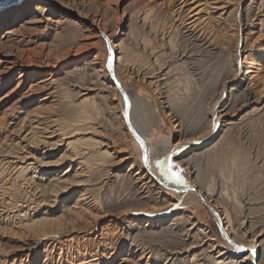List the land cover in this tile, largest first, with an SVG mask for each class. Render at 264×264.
<instances>
[{
    "label": "rangeland",
    "instance_id": "rangeland-1",
    "mask_svg": "<svg viewBox=\"0 0 264 264\" xmlns=\"http://www.w3.org/2000/svg\"><path fill=\"white\" fill-rule=\"evenodd\" d=\"M183 1L17 0L30 9L13 8L0 19V61L16 54L22 66L3 78L9 83L0 98L19 78L48 80L30 102L13 96L0 103V264H217L228 251L201 200L153 186L144 174L124 98L107 75L102 30L138 131L155 144L154 164L178 165L183 182L167 180L197 188L230 220L236 241L258 246V260L243 263L245 251L227 264H264V100L247 102L248 81L239 80L245 71L237 73L250 53L264 57V0H228L222 19L211 9L200 41L182 34ZM50 93L55 97L40 103ZM41 105L60 132L52 143L78 132L54 150L25 148L16 136ZM51 162L57 164L43 165ZM100 232L101 240L94 235Z\"/></svg>",
    "mask_w": 264,
    "mask_h": 264
},
{
    "label": "bare ground",
    "instance_id": "bare-ground-1",
    "mask_svg": "<svg viewBox=\"0 0 264 264\" xmlns=\"http://www.w3.org/2000/svg\"><path fill=\"white\" fill-rule=\"evenodd\" d=\"M229 2L230 1H228V0H184L183 2H182V5L180 6V12L182 11V10H185V12H186V19H185V22H183L182 23V21H181V25L183 26L182 27V29L184 30V33H182V34H184V35H187V37H191L192 36V38H196L197 37V39H198V37H200L201 38V36H206V34H205V28H206V26H207V24H208V20H209V18L207 17V15L209 14V11L211 10V9H214L215 11H222V13L219 15V18H223V16H225V15H227L228 14V10H229V8H228V4H229ZM233 2V1H232ZM241 2V1H240ZM16 3V4H15ZM18 2H17V0H0V19L1 18H3V17H6L7 15H9V13H12V9L13 8H19V7H21L22 9H30V6H29V4H27V5H22V6H20V5H18L17 4ZM32 3V2H31ZM255 4V3H254ZM257 4V3H256ZM12 5H16V6H14V7H11ZM41 5H43V4H40V6ZM255 7V6H254ZM257 8V7H256ZM259 8V7H258ZM263 10V9H262ZM261 10V11H262ZM260 11V10H259ZM258 12V11H257ZM183 13V12H182ZM219 13V12H218ZM252 13H253V11H252ZM259 13V12H258ZM181 15V14H180ZM251 15V14H250ZM256 15V14H255ZM254 15V16H255ZM263 15V14H262ZM184 16V15H183ZM261 16V15H260ZM213 18H215V17H213ZM261 18H262V16H261ZM260 18V21H263L264 19H261ZM183 19V20H184ZM211 20V19H210ZM225 20V19H224ZM242 20V19H241ZM240 20V21H241ZM253 20H254V18H253ZM252 20V21H253ZM250 21H251V19H250ZM221 22V21H220ZM248 22H249V19H248ZM250 23H252V22H250ZM240 30H242V31H244L245 30V27H246V25H244V23H242V21L240 22ZM247 24H249V23H247ZM98 26V25H97ZM219 26V25H218ZM97 28H99V27H97ZM96 29V28H95ZM94 30V29H93ZM99 30V29H98ZM207 30V29H206ZM16 31V30H15ZM96 31V30H95ZM251 32V31H250ZM8 33V35L9 34H14L15 32H10V31H8L7 32ZM96 34V33H95ZM98 34V33H97ZM99 34H101V36H102V38H103V35H105L104 34V32H103V30L101 31V32H99ZM251 34V33H250ZM250 34H248V35H250ZM253 34V33H252ZM106 36V35H105ZM95 37H97V35L95 36ZM94 37V38H95ZM99 37V36H98ZM107 37V36H106ZM186 37V36H185ZM11 38V37H10ZM188 38V39H189ZM206 38V37H205ZM104 39V38H103ZM109 39V38H108ZM197 39H196V41H197ZM12 40V39H11ZM195 39H193V41H194ZM199 40V39H198ZM191 41V40H190ZM200 41V40H199ZM201 41H204L203 40V38H202V40ZM206 41H208L207 39H206ZM205 41V42H206ZM192 42V41H191ZM204 42V43H205ZM3 43V42H2ZM211 43H212V41H211ZM204 45V44H203ZM203 45H201V46H203ZM206 45V44H205ZM211 45V44H210ZM213 45V44H212ZM200 46V47H201ZM17 47V46H16ZM111 47H112V51H113V59H112V62H111V64H110V67H108L107 66V75H108V77H109V79L110 80H112L113 81V79H112V77H111V73H110V71H112V73H114V75H115V77H116V79H117V81H118V84L119 85H121V87H122V89L124 90V91H126V88H124L123 87V85L120 83V81H119V78H118V74H117V70H116V65H115V61H116V57H115V53H114V45H113V43H111ZM206 47V46H205ZM209 47V46H208ZM210 48V47H209ZM237 53V52H236ZM241 53H244V51H242ZM252 57H253V55L250 53L246 58H245V60H244V62L240 65V69L237 71V73L241 70H244L245 71V73H244V75L243 76H241V77H243L242 79H239L240 77L239 76H237V78H235V80L236 79H239L240 80V84H242V83H244V81H245V83H246V81H248V83L247 84H249V86L247 85V89H246V93H245V95H244V97L246 98V101L247 102H251V103H254V104H261V103H263V100H264V66H263V63H264V57H261V58H259V59H252ZM96 59V58H95ZM263 59V60H262ZM101 60V59H100ZM21 61L20 60H18V56L16 55V54H9V55H7L6 54V56H4L3 58H2V61H0V90H2L9 82L8 81H6V82H3V78L6 76V75H8L10 72H13L14 70H17L18 69V67L20 66V63ZM4 65V66H3ZM20 67H22V66H20ZM56 74V73H55ZM54 74V75H55ZM239 74V73H238ZM22 77V76H21ZM8 78V77H7ZM150 78V77H149ZM20 80L19 81H17V84H16V86L11 90V92L10 93H8V94H6L5 96H2V98H0V103H2V102H4V101H7L8 99H10V98H12L13 96H18V97H21V99H22V105L23 104H25L26 102H30V101H32V97H33V94L36 92V91H40L42 88H45L44 86H45V83L46 82H48V80H45V81H41V82H38V83H28V84H26V81L25 80H21V78H19ZM238 80V81H239ZM52 82V81H51ZM50 82V83H51ZM114 83V82H113ZM53 84H54V82H53ZM115 87H117L116 86V84L114 83L113 84ZM49 86H50V84H49ZM47 88H48V86H47ZM225 88V87H224ZM116 90H119V88L117 87V88H115ZM226 89V88H225ZM45 90V89H44ZM225 91V90H224ZM245 91V90H244ZM116 92V91H115ZM53 93H54V91H53ZM53 93H50L49 94V96H46V97H44L41 101H40V103L41 102H43V101H46L47 99H50V95L52 94L53 96H54V94ZM223 94V93H222ZM112 96V95H111ZM113 96H115V94L113 95ZM55 97V96H54ZM54 97H51V98H54ZM225 97V93L223 94V98ZM13 100V99H12ZM17 100H19V99H17ZM56 100V99H55ZM14 101V100H13ZM89 101V100H88ZM122 101V100H121ZM125 101V100H124ZM245 101V100H244ZM122 103H123V101H122ZM15 105H16V103H15ZM15 105H13V106H15ZM18 106V105H17ZM219 107V110H218V112H220L221 111V109H223L224 110V108L226 107L225 106V104L223 103V104H221L220 106H218ZM12 108V107H11ZM41 108V109H40ZM131 110H130V123H131V125H132V127L134 128V130L139 134V136L142 138V140H143V142H144V146H145V149H146V155H147V161L146 162H144V164H143V166H144V174L145 175H148V177H149V182H151L152 184H153V186H155V184L157 185L158 184V186H163L164 188H166V189H170L171 191H175V192H177V193H185L186 192V194H188V192L189 193H191L192 192V196L194 195V199H197V200H201V199H199V197H198V195H197V193L194 191L193 192V190L192 189H194V186L193 185H191V186H193V187H190V185H188V184H185V185H182V184H174V183H171L170 182V180H167L168 178L166 177V175L165 174H162V172L163 171H165V170H159L158 169V165L157 164H154V161H153V149H152V146L153 145H155L154 143L151 145V142H149L142 134H141V132L139 133V131H138V127L136 126V123H135V118H134V111H135V105L133 104V102L131 103ZM14 109V108H13ZM39 109L40 110H42V105L41 106H39L38 107V112L36 113V112H33V113H35V114H33L32 116H30L29 114H28V116H26L27 118V124H28V129L27 130H24L23 131V129H24V127H23V125H22V128H20L19 130H17V134H16V132H15V130H14V135L16 134V136L18 137V139H20V142H21V145H24L25 146V148H29V149H31L33 146H36V147H45L46 149H49V150H54V148L55 147H57L60 143H65L66 141V139H68L69 137V135H75L76 136V133H78L77 132V130H75V131H72V132H70V133H66V134H64L63 136V138L59 141V144L57 145L56 143H52V140L54 139V138H56V137H58V135H59V133L60 132H58V130L56 129H53V127L50 125V121H48V119H47V117L44 115L45 114V112L44 113H42L41 114V112H39ZM226 109V108H225ZM263 109V108H262ZM10 109H8V111H9ZM35 110H37V109H35ZM11 111V110H10ZM7 112V111H6ZM14 112V111H13ZM5 113V112H4ZM6 114V113H5ZM7 115L8 114H6V117H7ZM47 115V114H46ZM225 115H227V114H225ZM225 115L223 116V117H225ZM5 116V115H4ZM3 116V117H4ZM9 116V115H8ZM6 117H5V119H6ZM10 117V116H9ZM13 117V116H12ZM219 117V116H218ZM220 117H221V115H220ZM8 119V118H7ZM17 119V118H16ZM54 119V118H53ZM219 119V118H218ZM1 120H3V118L1 119ZM55 120V119H54ZM9 121V120H8ZM24 122V124L26 123V121L25 120H23ZM57 121V120H56ZM3 122V121H2ZM52 122H55V121H51V123ZM56 124V123H55ZM8 125V124H7ZM10 125V124H9ZM15 125H16V123H15ZM126 125V124H125ZM128 126V125H127ZM2 127V126H1ZM61 127V126H60ZM59 128V127H58ZM0 129H2V128H0ZM17 129V128H16ZM128 129H129V127H128ZM129 131H130V129H129ZM11 132H13L12 130H11ZM10 132V133H11ZM26 133V134H25ZM131 133V132H130ZM9 134V133H8ZM13 133H11V135H12ZM10 135V134H9ZM79 135V134H78ZM131 135H132V133H131ZM60 136H62V135H60ZM66 137H68V138H66ZM72 137H74V136H72ZM132 137L134 138V136L132 135ZM133 138H132V140H133ZM11 139V138H10ZM4 140V139H3ZM74 140V139H73ZM82 140V139H81ZM8 141V140H7ZM69 141V140H68ZM77 142H80V139H78V140H76ZM134 146L138 149V151H139V153H140V157H141V159L143 160V152H142V148H141V146H140V144H139V142L134 138ZM17 143H19V142H17ZM189 143V142H188ZM13 144V143H12ZM68 144V146H70V145H72V144H74V142L72 141V142H69V143H67ZM101 144V143H100ZM6 145V144H5ZM4 145V146H5ZM19 146H20V143H19ZM75 146V145H74ZM3 147V146H2ZM23 147V146H22ZM171 147V146H170ZM1 148V147H0ZM6 148V147H5ZM12 148V147H11ZM154 148V147H153ZM34 149V148H33ZM155 149V148H154ZM15 150V149H14ZM59 150V149H58ZM116 150V149H115ZM8 151V150H7ZM23 151V150H22ZM36 151V150H35ZM14 152V151H13ZM26 152V151H25ZM87 152V151H86ZM106 152V151H105ZM1 153H2V151H1ZM17 153V152H16ZM21 153V152H20ZM29 153V152H28ZM72 153V152H71ZM81 153V152H80ZM88 153H89V150H88ZM19 154V153H18ZM25 154V153H24ZM24 154H22L24 157H25V155ZM46 154V153H45ZM85 154V153H84ZM98 154H100V151H98ZM97 154V155H98ZM102 155H105V153H101ZM171 154H173V153H171ZM175 154V153H174ZM14 155V154H13ZM12 155V156H13ZM33 155V154H32ZM47 155H48V153H47ZM72 155V154H71ZM5 156H8V155H6V152H5ZM4 156V157H5ZM23 156H21L22 158H23ZM28 156V155H27ZM69 156H70V154H69ZM156 156V155H155ZM20 157V158H21ZM30 157V156H29ZM28 157V158H29ZM73 158H74V160L73 161H75L76 159H75V156H72ZM16 158V157H15ZM31 159H32V156L30 157ZM65 158V157H64ZM66 158H68L67 156H66ZM65 158V159H66ZM78 158V157H77ZM79 158H81V157H79ZM83 158V157H82ZM16 159H18V158H16ZM26 159V158H25ZM62 159H63V157H62ZM155 159V158H154ZM37 160V159H36ZM79 160V159H78ZM125 160H127V158L126 159H124V161ZM159 160V159H158ZM21 161H22V159H21ZM24 161V160H23ZM26 161V160H25ZM29 161V160H28ZM71 161V160H70ZM69 161V162H70ZM73 161H71V162H73ZM2 162V161H1ZM8 162V161H7ZM11 162V161H10ZM15 162V161H14ZM17 162V161H16ZM58 162V161H57ZM79 162V161H78ZM123 162V161H122ZM158 162V161H157ZM9 163V162H8ZM26 163H27V161L24 163L25 165H26ZM40 163V162H39ZM55 163V164H54ZM53 164H52V162L51 163H43V165H56L57 163L56 162H54ZM160 163V162H159ZM17 164V163H16ZM42 164V163H41ZM60 164V163H59ZM13 165V164H12ZM19 165V164H18ZM157 165V166H156ZM82 166V165H81ZM84 166V165H83ZM160 166V165H159ZM12 167V166H11ZM18 167V166H17ZM28 167V166H27ZM32 167V166H31ZM70 167V166H69ZM26 168V167H25ZM24 168V169H25ZM30 168V167H29ZM161 168V167H160ZM0 169H2V168H0ZM27 169V168H26ZM12 171V170H11ZM143 171V170H142ZM85 172V171H84ZM140 172H138L137 173V175L139 174ZM17 174V173H16ZM143 174V173H142ZM143 174V175H144ZM83 177V176H82ZM4 178V177H3ZM144 178V177H143ZM4 180V179H3ZM59 180H60V178H59ZM59 180H58V182H59ZM65 180H67V181H69V179H65ZM64 180V181H65ZM81 180V179H80ZM63 181V180H62ZM72 181V180H71ZM66 182V181H65ZM85 182V181H84ZM173 182V181H172ZM4 183V182H3ZM78 183H80V182H78ZM86 183V182H85ZM59 184H60V182H59ZM65 183H63V185H64ZM73 184H74V182H73ZM78 185V184H77ZM81 185H83V184H81ZM3 186V185H2ZM65 187V186H64ZM64 187H62V188H64ZM67 187V186H66ZM196 187V186H195ZM60 188V187H59ZM197 189V188H196ZM199 192V194L202 196V198H203V200L207 203V204H209L211 207H212V205H211V203H210V201H209V198H207L206 197V195H203V193L201 192V191H198ZM42 193V192H41ZM39 194V193H38ZM91 195V194H90ZM41 196V195H40ZM87 196V195H86ZM92 197V196H91ZM95 200V199H94ZM196 200V201H197ZM83 201H85V198H84V194L81 196V198L79 199V200H77V204L76 205H78V203H81V202H83ZM202 201V200H201ZM87 202V201H86ZM203 202V201H202ZM93 203V202H92ZM96 203V202H95ZM204 203V202H203ZM82 205V204H81ZM80 205V206H81ZM87 205V204H86ZM171 205L172 204H170L169 205V207H171ZM205 205V204H204ZM79 206V205H78ZM173 206V205H172ZM206 206V205H205ZM80 208H82V207H78V208H76V209H80ZM88 208V207H87ZM172 208V207H171ZM216 212H217V214H218V217H216L215 215H214V218H215V221H217V223L218 222H221L222 224H223V226H224V233H225V235H226V237H228L229 238V240L231 241V242H229L227 239V248H228V251L226 250V251H221L219 254H218V256H217V261L216 262H218L217 264H227L226 263V260L228 259V256H234V258H238V257H240V256H242L243 255V253L245 252V251H248V253H245V257H244V262L243 263H246V261L248 260V259H251V262H254L255 260H258L259 258H258V255H259V249H258V246L257 245H254V246H252V245H244V244H242V243H240V242H238V241H236V239L235 238H233L232 237V234H231V230H230V224H231V222H230V220L228 221L227 219H226V217L223 215V214H221L217 209H216V207L214 208V207H212ZM84 209V208H83ZM87 210H89V209H87ZM90 211V210H89ZM88 212V211H87ZM91 212V211H90ZM84 213V212H83ZM211 213V212H210ZM212 214V213H211ZM77 215L79 216V217H81L78 213H77ZM90 215V214H89ZM213 215V214H212ZM94 222H98V218L94 221ZM39 223V222H38ZM92 224V223H91ZM101 233V232H100ZM100 233H95L94 235H96V234H98V235H96L95 236V238H99L100 237V240H101V238H103V236H105V235H103L102 233H103V231H102V233L100 234ZM100 235V236H99ZM42 238H43V235L41 236ZM210 239V238H209ZM212 239H214V238H212ZM94 241V240H93ZM212 241V240H211ZM215 241V240H214ZM97 242V241H96ZM203 242H205V241H203ZM101 243V242H100ZM102 244V243H101ZM207 244H209V243H207ZM208 246V245H207ZM213 246V245H212ZM212 246H210V247H212ZM208 248V247H207ZM215 248V247H214ZM219 248V247H218ZM212 251V250H211ZM113 257V256H112ZM215 260V259H214ZM193 261H194V259H193ZM233 262V261H232ZM199 264V263H198ZM216 264V263H215ZM231 264V263H230Z\"/></svg>",
    "mask_w": 264,
    "mask_h": 264
},
{
    "label": "water",
    "instance_id": "water-1",
    "mask_svg": "<svg viewBox=\"0 0 264 264\" xmlns=\"http://www.w3.org/2000/svg\"><path fill=\"white\" fill-rule=\"evenodd\" d=\"M103 38L104 40L106 41L107 43V47H108V52H109V57H108V60H107V66L110 67V64L112 62V59H113V51H112V47H111V42L110 40L108 39V37H106L105 35H103ZM110 75L113 79V82L116 84V86L119 88V92H120V95H122V97L124 98L125 100V105H124V118H125V122L126 124L128 125L129 129H130V132L132 133V135L134 136V138L139 142L141 148H142V152H143V161L146 162L147 161V153H146V149H145V146H144V142L142 140V138L139 136V134L134 130V128L132 127L131 123H130V107H131V102H130V99L128 97V94L127 92H125L121 85L118 84V81L114 75V73H112V71H110ZM146 158V159H145ZM167 188V187H166ZM193 191H195L198 195V197L204 202V204L206 205V207L209 209V211L215 215L216 217H218V214L217 212L209 205L207 204L202 196L199 194L198 190L196 188L192 189ZM218 225L220 226V230H221V233L223 234V236L229 241V238L226 237L225 233H224V226L221 222H218Z\"/></svg>",
    "mask_w": 264,
    "mask_h": 264
},
{
    "label": "snow or ice",
    "instance_id": "snow-or-ice-1",
    "mask_svg": "<svg viewBox=\"0 0 264 264\" xmlns=\"http://www.w3.org/2000/svg\"><path fill=\"white\" fill-rule=\"evenodd\" d=\"M146 159V158H145ZM167 163V169L164 171V174L171 180H174L177 183L183 182V177L181 175L182 170H178L179 166L169 162H161V169L164 170V164Z\"/></svg>",
    "mask_w": 264,
    "mask_h": 264
}]
</instances>
